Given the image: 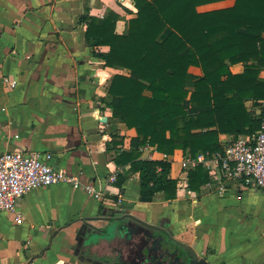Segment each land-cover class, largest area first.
Wrapping results in <instances>:
<instances>
[{
	"label": "crops",
	"instance_id": "obj_1",
	"mask_svg": "<svg viewBox=\"0 0 264 264\" xmlns=\"http://www.w3.org/2000/svg\"><path fill=\"white\" fill-rule=\"evenodd\" d=\"M235 1L198 9H225ZM109 11L119 17L116 31L123 34L137 8L134 0H0V151L50 152L55 167L102 186L114 172L122 170L118 181L125 177L107 186L103 200L53 185L20 200V220L1 212L0 264H181L169 252H185L171 239L209 264H264V190L241 189L200 165L210 180L195 191L181 166L190 156L178 150L168 159L170 176L191 193L178 188L174 200L159 193L144 202L140 174L117 166L119 152L130 151L137 134L114 118L108 86L113 75L127 72L94 55L80 20ZM244 69L231 66L234 74ZM190 71L195 80L203 76L198 67ZM6 77L17 86L5 85ZM247 106L259 116L261 106ZM233 140L220 135L222 147ZM140 153L142 159H164L151 146Z\"/></svg>",
	"mask_w": 264,
	"mask_h": 264
},
{
	"label": "trees",
	"instance_id": "obj_2",
	"mask_svg": "<svg viewBox=\"0 0 264 264\" xmlns=\"http://www.w3.org/2000/svg\"><path fill=\"white\" fill-rule=\"evenodd\" d=\"M134 1L137 13L123 34L117 33L119 17L111 11L104 18L80 20L94 55L106 67L127 72L113 75L108 86L114 118L137 134L131 150L119 152L117 166L140 174L141 197L163 193L171 201L178 195L171 162L142 159L141 147L197 158L221 152V134L237 139L260 129V114L249 111L247 103L260 107L264 101V0H236L232 7L208 12L198 8L223 0ZM240 63L243 73L234 74L231 66ZM193 66L202 78L194 79ZM124 180L121 175L118 183ZM209 180L202 166L189 172L195 191Z\"/></svg>",
	"mask_w": 264,
	"mask_h": 264
},
{
	"label": "built area",
	"instance_id": "obj_3",
	"mask_svg": "<svg viewBox=\"0 0 264 264\" xmlns=\"http://www.w3.org/2000/svg\"><path fill=\"white\" fill-rule=\"evenodd\" d=\"M4 84L12 88L17 86V82L9 77L4 79ZM260 118L259 130L239 136L225 145L221 152L200 153L197 158L184 159L181 162L182 170L188 175L190 170L202 165L209 173L218 174L241 189L264 190V101L261 102ZM169 156L163 154V160H168ZM149 158L153 159V156L149 155ZM53 159L54 155L50 152L0 151V213H16L18 203L26 195L53 185L71 186L95 200H103L107 186L116 184L122 173V170L114 172L105 181L106 186H102L84 182L67 170L55 167ZM178 188L191 193L189 185L183 182H178ZM117 199L119 203L123 201L120 193ZM16 217L20 220L21 214L16 213Z\"/></svg>",
	"mask_w": 264,
	"mask_h": 264
},
{
	"label": "water",
	"instance_id": "obj_4",
	"mask_svg": "<svg viewBox=\"0 0 264 264\" xmlns=\"http://www.w3.org/2000/svg\"><path fill=\"white\" fill-rule=\"evenodd\" d=\"M142 199H143L144 202H151L152 201V198H142ZM171 242H172V244L178 246L179 248H181L185 252V253H181L179 255L169 252L170 255L171 254H172V256L175 255L177 257V260L181 264H209L206 259L199 260L197 254L189 246L184 245L182 243H179L178 241H175L173 239H171ZM169 253L168 252H164L163 256H165L166 254H169ZM169 264H171V263H169Z\"/></svg>",
	"mask_w": 264,
	"mask_h": 264
}]
</instances>
